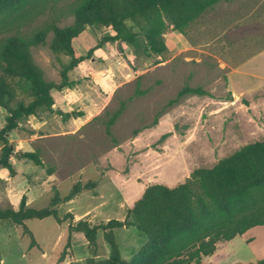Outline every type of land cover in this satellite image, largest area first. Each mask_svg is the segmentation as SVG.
I'll use <instances>...</instances> for the list:
<instances>
[{
  "label": "rangeland",
  "instance_id": "374dc122",
  "mask_svg": "<svg viewBox=\"0 0 264 264\" xmlns=\"http://www.w3.org/2000/svg\"><path fill=\"white\" fill-rule=\"evenodd\" d=\"M80 1L31 0L1 17L0 49L9 37L28 39L40 29L49 30L44 43L30 51L45 81L58 83L68 57L50 52V28L72 24L70 10ZM111 35L98 27L76 38L77 55L99 48L69 72L73 86L52 91L54 112L41 110L9 133L15 151L38 152L41 165L11 157L13 173L0 169V207L16 210L25 195L27 206L45 208L55 194L66 197L76 183H94L60 203L58 217L71 213L73 224L124 220L147 186L174 187L193 170L210 168L264 139V0L220 1L184 34L167 32V51L161 56H135L118 41L103 42ZM185 87L206 94H180ZM4 117L0 108V129ZM68 224L52 217L25 221L36 243L30 247L21 226L0 222V264H56ZM114 237L126 261L146 240L132 226L114 230ZM77 239L84 238L77 233L72 240L77 263L83 264L81 256L90 251ZM107 250L99 231L97 258L107 257ZM261 259L263 229L218 243L201 264Z\"/></svg>",
  "mask_w": 264,
  "mask_h": 264
},
{
  "label": "trees",
  "instance_id": "16d2710c",
  "mask_svg": "<svg viewBox=\"0 0 264 264\" xmlns=\"http://www.w3.org/2000/svg\"><path fill=\"white\" fill-rule=\"evenodd\" d=\"M29 1L0 0V18L16 13ZM220 1L231 0L80 1L70 10L72 24L50 28L53 34L48 44L50 52L68 57V62L60 67L58 83L45 81L30 51L31 47L44 43L49 30L40 29L28 39L18 36L6 39L0 49V108L5 112L0 129V169L13 173L11 157L41 165L38 152L15 151L8 140L9 133L41 110L54 112L52 91L71 88L69 72L99 48V45L91 48L86 55L76 54L73 41L87 29H108L112 35L103 42L118 41L129 46L135 56H161L167 51L164 38L167 32L184 34L191 23ZM183 93L206 94L200 88L189 87L180 92ZM93 184L76 183L66 197L61 199L55 194L49 206L40 209L27 206L23 195L16 210L0 207V222L21 226L30 238V247H34V236L25 221L49 217L58 223L68 220L66 242L56 264H79L71 244L74 233L83 236L84 247L90 251L89 255L81 256L83 264H201L203 258L214 254L218 243L264 226V139L244 145L210 168L193 170L183 183L174 187L147 186L126 211L124 220L91 224L80 219L73 224L71 213L60 219L57 206ZM131 226L144 234L146 240L126 261L115 242L114 230ZM99 231L109 250L105 258H96ZM256 264H264V259Z\"/></svg>",
  "mask_w": 264,
  "mask_h": 264
},
{
  "label": "crops",
  "instance_id": "0c3cea01",
  "mask_svg": "<svg viewBox=\"0 0 264 264\" xmlns=\"http://www.w3.org/2000/svg\"><path fill=\"white\" fill-rule=\"evenodd\" d=\"M262 70H263V71H262L261 75H263V76H262L261 78H262V81H264V69H262ZM143 191H144V190H143ZM261 229L264 230V226L254 227V228L248 230L247 232H245V233L242 235V237L249 236V235H251L252 232H255V231H258V230H261ZM76 234H77V233L72 234V236H71V244H72V240L75 238V235H76ZM254 239H255V238H252V237H251V241L254 240ZM83 240H84V241H83ZM83 240H80V239L78 240V239H77V243L82 244V245H85V244H86V241H85V239H83ZM72 246H73V245H72ZM108 252H109V250H107V251L105 252L104 255H108ZM96 258H97V256H96ZM257 261H259V260L254 261L253 264H256ZM1 262H2V260H1ZM63 264H69V263H63Z\"/></svg>",
  "mask_w": 264,
  "mask_h": 264
}]
</instances>
